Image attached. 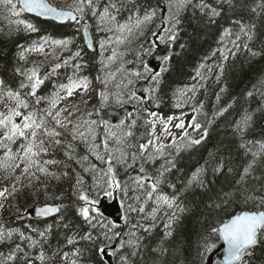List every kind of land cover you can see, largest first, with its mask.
Masks as SVG:
<instances>
[{"label": "snow or ice", "instance_id": "6c2138e0", "mask_svg": "<svg viewBox=\"0 0 264 264\" xmlns=\"http://www.w3.org/2000/svg\"><path fill=\"white\" fill-rule=\"evenodd\" d=\"M11 7L9 11L18 19L9 21L17 28L36 32L38 29L26 19H21L23 13H35L38 16L49 17L58 21H74L77 25L85 21L86 17L97 21L96 31L112 33L99 41L101 49V70L111 63L122 58L124 53H118L116 47L111 50V55L104 57L106 45L116 46L132 42V37L144 36V26L150 24L159 10L162 15L159 31L151 33L155 41L149 42V46L140 45V51L136 53L135 67L129 71L121 62L113 72H105L103 77L96 79L102 84L98 92V104L100 109H107L104 116L93 119L94 111H86L71 119L80 112L77 105H73L71 111L67 106L60 107L61 102L72 97L78 90L86 91L90 80L82 75L86 67L80 62L81 49L70 53L67 58H57L58 62L52 68V73L47 69L41 71L39 66L31 68L17 67L15 72L19 74L18 87H11L0 80V208L3 201L15 198L20 187H32L41 184L42 178L48 180H62L70 175V162L81 166L84 173H90L92 183L87 184L84 177L75 172V180L71 185V196L74 197L69 205L63 204L64 194L52 196L53 201L45 202L35 208V214L41 217H49L55 214L58 219L54 224L47 225L43 230L32 228L26 234L19 229L5 230L0 226V243L13 240L16 236L19 241L7 254L0 252V264H84L85 252L98 255L100 264H104V258L118 257L119 264H136V257L142 256L146 247L145 241L157 227V223L164 221V236L173 235V224L179 220V214L187 211L180 203L181 193L190 187H199L206 191L211 190L214 180L207 179L208 162L196 168L187 179L184 188L177 189V185L168 180V174L176 168V156L181 151H186L194 145H199L207 137L208 128L198 122V116L204 108L203 100H197V93L206 89V82L214 76V82L218 85L224 72L226 61L235 57L242 49L246 50L250 57L264 55V50L258 51L250 47V42L255 36V24H245L242 20L233 21L238 31L232 28L224 29L220 38L221 47L213 50L205 61L212 59V64L200 63L194 70L191 83L177 88L173 95L176 97L174 107L182 109L190 101L192 104L191 120H185L186 113L180 115L164 116L159 111H153L148 104H154L159 108L160 93L163 86V76L169 70V64L174 53L168 51V45L176 41L180 25L181 15L189 7L198 9L206 17L209 24L215 23V18L220 16L223 6H213L208 0H165L166 7L140 9L133 8L118 0H108L102 7L99 0H73V4L67 9L57 8L47 0H3ZM231 6L233 0H224ZM129 11L128 18L121 22L118 17L125 10ZM264 11V0H260L256 8ZM134 9V11H133ZM143 11V15H141ZM79 30V29H78ZM234 37V38H233ZM242 37L244 38L242 40ZM75 37L63 39H51L42 37L39 42H34L29 48L20 53V58L26 59L27 52H41L45 45L59 46L62 50H68ZM83 39L89 48L93 47L89 38V25H83ZM231 43L228 48L225 40ZM163 45V51H158ZM181 47H184L181 45ZM149 56L159 63L156 67L151 65ZM220 62H216L215 58ZM132 63V62H129ZM61 67L72 68L70 74H66L63 80L53 85V90L44 93L42 86L50 81L51 74H55ZM117 73H122V78L115 83V91L109 88V82L115 80ZM58 75V74H57ZM126 81V82H125ZM136 81H144L150 86L145 89L149 94L147 101L143 93L138 94L135 87ZM264 85V81L260 82ZM256 86H254V89ZM226 87H221L215 94L217 103L221 101V93ZM253 91H248L247 96H253ZM264 96V92L261 93ZM235 98H233L234 102ZM133 105V109L117 114L111 109L114 103L120 109L127 104ZM86 103V102H85ZM232 104L218 108L213 112V117H222L229 111ZM67 112V116L63 115ZM254 112L247 109L240 114L232 125L234 133L243 141L240 147L245 149V156L251 155V159L243 166L231 192H222L217 195L221 204L238 203L236 196L242 198L243 204L240 211L229 214L227 219L218 220L216 226L209 229L207 236L201 238L198 248L200 264H213L212 255L219 253L215 264H247V257L252 249L261 241H264V195H252L246 188L249 180H262L264 176H256L255 165L260 158H264V141L245 140V133L251 127ZM213 121L209 120L210 125ZM71 126L70 139L63 129ZM139 128L144 131L137 135ZM175 129L176 131H173ZM192 132H202L200 137L194 138ZM99 138V142H98ZM85 146L86 155L78 156L75 142ZM167 141V142H165ZM63 149L65 160L55 158L57 151ZM89 155L100 162V166L89 162ZM51 157V158H46ZM158 160L163 163L158 168L149 171L150 166L156 165ZM67 161V162H66ZM87 163V166L85 164ZM63 166V171L52 170ZM123 168L126 179L119 178V169ZM134 175H127L129 171ZM75 171V170H71ZM213 177L222 172L225 175H235V170L228 167L225 172L223 158H219L211 165ZM25 181L27 182L25 185ZM172 189L171 193L164 191V186ZM47 194V183L41 184ZM121 193V208L123 212L117 220L106 215L104 201L113 197L115 192ZM151 202V210L146 211V206ZM221 204H215L216 208ZM71 213L75 220L69 216ZM135 219V222L133 220ZM119 220H123L127 231L121 228ZM61 230L63 245L71 246L70 250H64L60 243L53 249L49 246L53 235V228ZM31 233H35L33 236ZM139 233V234H138ZM215 241V242H213ZM87 242L84 247L80 245ZM222 242V243H221ZM220 245L218 248L217 245ZM163 245V240H161ZM36 250L34 253L29 250ZM202 249V251L200 250ZM215 250V252H214ZM160 255H165L167 248L162 246L153 249ZM50 253V254H49Z\"/></svg>", "mask_w": 264, "mask_h": 264}, {"label": "trees", "instance_id": "16d2710c", "mask_svg": "<svg viewBox=\"0 0 264 264\" xmlns=\"http://www.w3.org/2000/svg\"><path fill=\"white\" fill-rule=\"evenodd\" d=\"M56 6H67L63 0H52ZM108 0H99L102 7ZM118 2V0H113ZM128 8L138 7L140 9H150L166 7L165 0H123ZM198 2V0H194ZM213 6L220 4L223 6L222 14L215 18V23L209 24L207 18H202L203 14L198 9L188 8L187 11L181 15V25L178 37L175 42L170 45V52L174 53L169 64V70L164 73L163 86L160 93L159 108L154 104H148L153 111H159L164 116L180 115L192 112V104L189 102L185 104L182 109H177L174 104L177 102L173 95L177 88H181L186 84H190L191 77L195 74L196 67L205 62L212 64L213 60L205 61L210 53L221 47L220 38L226 28H232L233 31H238V27L234 25L233 21L242 20L245 24H255V36L250 42V47L254 50H264V11L259 8L256 12L252 9L256 8L260 0H233L231 6L224 2V0H208ZM132 4V5H131ZM134 11V9H133ZM157 11L156 17L150 24L144 26V36L132 37L131 44H127L128 48L122 58L118 60V64L114 67H108L101 70L100 59L95 51L90 52L84 45L80 26L77 24H57L52 21H45L36 17L22 14L21 19H26L36 26V32H29L23 30L20 26L17 28L15 24L5 21L0 18V80L5 81L11 87H18L20 76L15 72L17 67H20L18 60V51L21 47H30L34 42H39L42 37H49L51 39H63L66 37H75L73 42V49L66 50L63 55L67 58L70 53H74L77 49H81L80 62L86 67L82 70V75L87 76L94 86L95 90L100 91L102 84L96 79L99 75L103 77L104 72L115 71L121 62L124 63V68L131 71L135 67L136 53L140 51V45L149 46V42L154 41L151 33L159 31L158 25L161 24L162 15ZM143 15V11H141ZM129 16L127 8L120 13L118 19L124 22ZM18 19V17H17ZM85 21L90 23L91 29L96 32V20L94 18L86 17ZM79 29V30H78ZM96 36V35H95ZM96 38V37H95ZM234 38V37H233ZM244 38L242 37V40ZM156 43L158 41H155ZM228 48H231V43L226 39L225 42ZM183 45L184 47H181ZM11 47V48H10ZM149 56H144L147 60ZM216 62H220L219 58H215ZM132 62V63H129ZM95 63V64H94ZM223 76L217 85L214 82V76L209 79L206 84V89H201L197 93V100H203L204 108L198 116V122L204 127L208 128L207 137L199 145H194L192 148L181 151L176 156V168L168 174V180L177 185V189L184 188L187 179L191 176L196 168L205 165L208 162L207 179L215 182L210 186L211 190L206 191L199 187H190L181 193L180 203L187 211L179 214V220L173 224V235L171 237L164 236V221L157 223V227L153 229L150 236L145 241L146 247L143 250L142 256L136 257V264H200L198 257V248L201 243V238L207 236L211 227L216 226L218 220L227 219L229 214H234L241 210L243 201L240 196L234 197L238 203L223 205L221 200L217 199L218 194L222 192H231L235 185V180L242 171L243 166L251 159V155L245 156V149L240 147L243 142L239 135L234 133L232 125L239 119L240 114L245 109L254 112V118L251 127L245 133V140L250 141H264V55L257 57H250L246 50H241L233 58L230 57L228 61L224 62ZM22 68V67H20ZM72 68H64L55 74H51L50 81H46L42 86L44 93L51 92L53 85L60 80H63L66 74H70ZM58 74V75H57ZM122 78V73L116 75L115 80L109 82V88L115 91L113 85ZM126 82V81H125ZM254 86L256 88L254 89ZM221 87H226V91L221 93V101L217 103L215 94L220 91ZM248 91H253L251 97L247 96ZM149 95V94H148ZM148 97V96H147ZM233 98H235L233 102ZM147 101V98L145 99ZM229 103L232 107L222 117H213V112L220 107H224ZM129 104V105H134ZM111 106L117 107L114 103ZM213 122L209 125L208 121ZM68 139H70V132L63 129ZM143 128H139L137 135L143 132ZM199 137L202 132H198ZM75 147L78 156L86 155L85 146L78 141L75 142ZM2 155V151H0ZM51 158V157H46ZM58 160H65L63 149L57 151L55 156ZM219 158H223L225 163V172L228 167L235 170V175H225L222 172L219 176L213 177L211 165H214ZM67 162V161H66ZM89 162L100 166V162L95 160V157L89 155ZM163 163V160H158L156 165L150 166L149 171L153 168H158ZM70 175L62 180H48L42 178L41 184L47 183V194L42 188L41 184H36L32 187H20L15 198L5 200V207L0 226L5 230L19 229L26 234L31 232L32 228L43 230L47 225L54 224L58 216L46 219H32L26 215L27 209L34 206L42 205L45 202L59 203L60 201H53L52 196H59L64 194L63 204L69 205L70 201L74 199L71 196V185L75 180V172H79L85 179L87 184L92 183V176L90 173H84L81 166L75 161L70 162ZM87 166V163L85 164ZM54 171H63V166L55 167ZM71 170H75L74 172ZM135 172L129 171L127 175H134ZM256 176H264V158H260L255 165ZM119 178L126 179L123 168L119 169ZM25 181V185H26ZM0 186H3L0 184ZM246 188L250 189L252 195H264V179L252 180L250 179ZM164 191L171 193L172 189L164 186ZM115 197L121 207V193L115 192ZM111 199V197H109ZM215 204H221V207L216 208ZM122 212L123 209L121 208ZM151 210V202L146 206V211ZM69 216L75 220V217L69 213ZM79 224V220H75ZM135 222V219L133 220ZM121 228L119 230L127 231L123 220L120 222ZM61 230L53 228V235L50 239L49 246L55 248L57 243H60L64 250H70L71 246H64L63 235ZM35 236V233H31ZM139 234V233H138ZM163 240V245H161ZM215 242V241H213ZM16 243L23 244L24 242L14 236L13 240L0 243V252L7 254V252L15 247ZM87 242H83L80 246L84 247ZM167 248L165 255H160L159 252H154L153 249L158 247ZM202 251V249H200ZM30 252L36 250L31 249ZM50 254V253H49ZM91 256L92 259L85 260L84 264H100V257L94 252H85V257ZM113 264H119L118 257L111 256ZM247 264H264V241L259 242L247 258ZM36 264H40L36 261ZM104 264L105 261H104Z\"/></svg>", "mask_w": 264, "mask_h": 264}, {"label": "rangeland", "instance_id": "374dc122", "mask_svg": "<svg viewBox=\"0 0 264 264\" xmlns=\"http://www.w3.org/2000/svg\"><path fill=\"white\" fill-rule=\"evenodd\" d=\"M52 1V0H51ZM64 3L67 4V6H63V7H68L69 5L73 4V0H63ZM10 5L6 4L3 2V0H0V18L5 19V21H14L17 19V17L13 16L11 14V12L9 11L10 9ZM96 25H97V21H96ZM94 34L96 35L95 40H96V48H95V52L98 55L99 59L101 60V49L99 47V41L101 39H104L106 37H110L113 34L112 33H105L102 31H93ZM158 43V42H157ZM127 44H131V43H127ZM127 44L124 45H120V46H116L115 44H108L106 45V51H104L103 55L106 58L107 56L111 55V50L113 47H116V50L118 53L123 52L125 53V51L127 50L128 46ZM73 44H71L69 46V49H72ZM29 47H21L18 51V60L20 62V67L22 68H31L34 66H39L40 69L42 70L45 66L51 64L52 62H56L58 61V57L63 59L64 55L63 53L66 50H62L59 48V46H52L50 43L45 45V50L43 53L41 52H27L26 55V59H21L20 58V53L23 52L25 49H27ZM120 58L117 59V61L111 63V66H115L118 64V60ZM105 73V72H104ZM118 74V73H117ZM138 81L135 82V84ZM98 90H95L94 86L92 85V83L90 82L89 88L86 91L83 90H78L72 97L66 98L65 100H63L61 102L60 107H65L67 106L69 108V110L71 111L72 106L73 105H77L80 109V112L76 113L71 119H73V121H75L76 116L80 115V113L82 112H86V111H94V115H93V119L98 120L97 118V109L100 108L99 104H98ZM86 102V103H85ZM63 115L67 116V112H65ZM192 115H194L193 111L192 112H187L186 116L184 117L186 122L191 120ZM67 131H69L71 133V126H69L68 128H66ZM173 131H176L175 129H173ZM192 134V136L194 138H199V134L198 132H192V130H189ZM98 142H99V138H98ZM167 142V141H165ZM112 198V197H111ZM3 208H0V220L2 219L3 213H4V207H5V201H3Z\"/></svg>", "mask_w": 264, "mask_h": 264}, {"label": "water", "instance_id": "95a60500", "mask_svg": "<svg viewBox=\"0 0 264 264\" xmlns=\"http://www.w3.org/2000/svg\"><path fill=\"white\" fill-rule=\"evenodd\" d=\"M47 2L49 3L48 0H47ZM27 14L32 15V16H36V17L41 18V19H44V20H51V21H54V22H57V23H60V24L67 23V22H74V21H58V20L53 19V18L38 16L35 13H27ZM89 38L92 40L93 47L92 48H89L88 45H87V43L86 42L85 43H86L88 49L92 50L94 48V42H93V38H92V34H91V31H90V28H89ZM170 45L171 44L168 45V51L170 49ZM163 49H164V46L161 45L160 48L158 49V51H163ZM148 60H150L151 65L153 67H156L157 64L159 63L158 61H156L155 59H152L151 57ZM54 65L49 66L48 68H46L49 71V73H52V68L54 67ZM57 70H59V69H57ZM135 87H136V91H137L138 94L143 93L144 97H146V95L148 93L145 91V89L149 87V83H146L144 81H139L138 83H136ZM111 109L115 113L120 114V115H123L124 112L132 110V106L131 105H126V106H124L123 109L111 107ZM106 111H108V110L107 109H98L97 110L98 120L101 119L104 116V113ZM39 206H42V205L34 206V207L28 209L26 211V214L30 215L32 219H48V218H52V217H55L56 216L55 214H53L52 216H49V217L37 216L35 214V208L36 207H39ZM104 208L106 210V215H108L113 220H117L118 219V216L122 213V211L120 209V206H119V203H118V201H117L116 198L112 199L111 201H108V198H107L104 201ZM118 222H120V220ZM217 247L219 248L220 245L218 244ZM214 252H215V250H214ZM209 255H212L213 264H215V261L217 260V258L219 257L220 254L219 253H216V254H209ZM104 261L106 262V264H113L112 263V260H111V256L110 257H105L104 258Z\"/></svg>", "mask_w": 264, "mask_h": 264}, {"label": "bare ground", "instance_id": "6f19581e", "mask_svg": "<svg viewBox=\"0 0 264 264\" xmlns=\"http://www.w3.org/2000/svg\"><path fill=\"white\" fill-rule=\"evenodd\" d=\"M132 5V4H131ZM11 48V47H10ZM95 64V63H94ZM47 220V219H46Z\"/></svg>", "mask_w": 264, "mask_h": 264}]
</instances>
